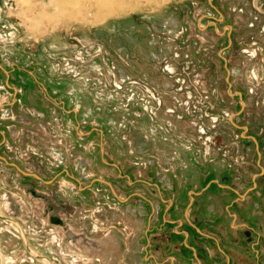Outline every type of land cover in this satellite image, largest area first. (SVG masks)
Returning <instances> with one entry per match:
<instances>
[{
	"label": "rangeland",
	"instance_id": "1",
	"mask_svg": "<svg viewBox=\"0 0 264 264\" xmlns=\"http://www.w3.org/2000/svg\"><path fill=\"white\" fill-rule=\"evenodd\" d=\"M211 3L0 0V264H264V0Z\"/></svg>",
	"mask_w": 264,
	"mask_h": 264
},
{
	"label": "water",
	"instance_id": "2",
	"mask_svg": "<svg viewBox=\"0 0 264 264\" xmlns=\"http://www.w3.org/2000/svg\"><path fill=\"white\" fill-rule=\"evenodd\" d=\"M208 3H209V5H210L211 7H213L215 10H217L216 7L211 3V0H208ZM217 11H218V10H217ZM207 16H209V17H213V18H214V15H211V14H208ZM219 20H222V19H219ZM214 23H215V22H214ZM227 35H228V37H229V33H228ZM225 67H226V65H225ZM0 68L3 70V67H2V65H1V63H0ZM225 69H226L227 74H228V76H229V69H228L227 67H226ZM228 76H227V78H226V81H227L228 85L231 86V82L229 81ZM227 93L230 94V89L227 90ZM234 94H237V95L239 96V98H240V102H241L240 112H241V111L245 108V101L241 98V92H239V91H235ZM232 118H233V114L231 113V114L229 115V119H230V121L233 123ZM233 125H234V126H237V127H240L239 125H236L235 123H233ZM243 129H246V126H243ZM242 136H243V134H242ZM251 139H252V140L254 141V143H255V146H256V152H257L258 157H259L260 152H259V150H258L257 140H256L255 137H253V136H251ZM258 165H259V164H258ZM259 166H260V169H261V173H263V172H264V168H263L261 165H259ZM20 172H22V173L25 174V175H28V174H29V173H27V172H25V171H23V170H21V169H20ZM36 176H37V175H36ZM37 177H38V176H37ZM254 178H255V176H254ZM111 189H112V188H111ZM112 190H113V189H112ZM113 192H114V194H116V191H115V190H113Z\"/></svg>",
	"mask_w": 264,
	"mask_h": 264
},
{
	"label": "bare ground",
	"instance_id": "3",
	"mask_svg": "<svg viewBox=\"0 0 264 264\" xmlns=\"http://www.w3.org/2000/svg\"><path fill=\"white\" fill-rule=\"evenodd\" d=\"M92 7V6H91ZM109 7H110V5H109ZM117 11V10H116ZM95 15V14H94ZM99 15H100V13H99ZM95 17H97V16H95ZM99 17V16H98ZM35 167V166H34ZM30 171V170H29ZM29 173V172H28ZM22 202H24L23 200H21ZM20 203V202H19ZM19 205H21V204H19ZM22 205H24L25 206V202L24 203H22ZM18 206V205H17ZM19 209V208H18ZM133 215H135V217L137 218V214H134L133 213ZM191 216V215H190ZM237 224V223H236ZM64 225V224H63ZM238 225V224H237ZM60 226V225H59ZM71 228V227H70ZM238 231H240V230H238ZM79 232V231H78ZM77 232V233H78ZM110 239V240H109ZM80 242H82V240L80 239ZM114 240H113V236L111 235V238H108V239H106V238H103V239H96V241H95V243H94V245H93V248H95V250H98V251H100V252H103L102 251V248H106L105 250H104V254L103 255H107L108 253H109V255H110V259L112 258V256H113V247L115 246L114 245ZM96 244V245H95ZM85 245V244H84ZM86 246V245H85ZM88 246H91V245H88ZM86 248V247H85ZM84 249V248H83ZM82 249V250H83ZM86 250L88 251L89 250V248H86ZM94 251V250H93ZM109 255H107L106 257H107V259L109 258Z\"/></svg>",
	"mask_w": 264,
	"mask_h": 264
},
{
	"label": "built area",
	"instance_id": "4",
	"mask_svg": "<svg viewBox=\"0 0 264 264\" xmlns=\"http://www.w3.org/2000/svg\"><path fill=\"white\" fill-rule=\"evenodd\" d=\"M169 181V180H168ZM164 182H165V180H164ZM161 183H163V181H161ZM159 192H161V190H158ZM156 193V192H155ZM156 202V201H155ZM150 206H151V204H150ZM142 209H143V214L145 215L146 214V212H147V209H145V207H142ZM160 209H161V206H160V204H159V202H157L156 204H155V214H154V211H152V206H151V219H149V221L152 223V224H157L158 222H159V211H160ZM155 216V217H154ZM212 236H216L214 233H212L211 234ZM248 239H249V237H248ZM149 241V240H148Z\"/></svg>",
	"mask_w": 264,
	"mask_h": 264
},
{
	"label": "flooded vegetation",
	"instance_id": "5",
	"mask_svg": "<svg viewBox=\"0 0 264 264\" xmlns=\"http://www.w3.org/2000/svg\"><path fill=\"white\" fill-rule=\"evenodd\" d=\"M168 182H169V181H168ZM248 197H249V195L246 194V195L244 196L243 201H245ZM242 203H244V202H240V203L237 202V204H242ZM235 225L237 226L236 223H233V226H235ZM243 226H245V225L243 224ZM240 229H242V232L244 233L243 236L246 235L247 237L251 238V233H250L248 230H246L245 227H240ZM244 259H245V258H244ZM244 259H243V260H244ZM260 259H261V258H260V255H258V259H257L258 262H259ZM258 264H260V263H258Z\"/></svg>",
	"mask_w": 264,
	"mask_h": 264
},
{
	"label": "crops",
	"instance_id": "6",
	"mask_svg": "<svg viewBox=\"0 0 264 264\" xmlns=\"http://www.w3.org/2000/svg\"><path fill=\"white\" fill-rule=\"evenodd\" d=\"M147 224L150 225L149 219L147 221ZM240 230H242V229H240ZM214 237H216V236H214ZM241 259H244V258H241Z\"/></svg>",
	"mask_w": 264,
	"mask_h": 264
}]
</instances>
